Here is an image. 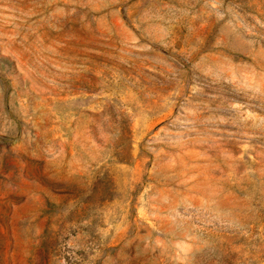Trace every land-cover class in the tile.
Returning a JSON list of instances; mask_svg holds the SVG:
<instances>
[{
	"label": "rangeland",
	"instance_id": "1",
	"mask_svg": "<svg viewBox=\"0 0 264 264\" xmlns=\"http://www.w3.org/2000/svg\"><path fill=\"white\" fill-rule=\"evenodd\" d=\"M0 264H264V0H0Z\"/></svg>",
	"mask_w": 264,
	"mask_h": 264
}]
</instances>
